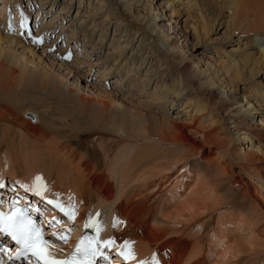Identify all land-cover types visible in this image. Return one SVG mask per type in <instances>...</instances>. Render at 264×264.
Returning a JSON list of instances; mask_svg holds the SVG:
<instances>
[{"label": "bare ground", "instance_id": "obj_1", "mask_svg": "<svg viewBox=\"0 0 264 264\" xmlns=\"http://www.w3.org/2000/svg\"><path fill=\"white\" fill-rule=\"evenodd\" d=\"M20 1L27 2L30 12L44 15L41 32L60 30L59 38L70 34L67 44L80 42L90 54L108 51L105 60L93 66L104 68L112 63L107 74L111 79L121 77L119 85H124L128 99H139L149 111L162 106L166 114L169 105L176 107L175 100L185 99L182 105L187 113L192 112L191 121L162 116L151 122L137 110L134 118L123 109L116 111L114 98L94 100L75 91L63 95L62 78L44 68L37 50L19 37L21 29L29 28L28 23L22 22L23 27L20 22L13 32L12 25L2 20L8 5L23 12ZM59 1L2 2L0 185L7 188L5 177H10L18 182L10 188L17 196L41 191L53 204L49 208L43 200L48 204V217L70 211L81 232L99 229L101 241H105L102 246L109 247L106 240L111 239L109 248L134 264H264V144L249 153L236 149L240 141L252 142L256 133L264 142V121L253 122L255 115L264 113V79L257 86L244 87L247 76L264 77V0H205L202 6L198 0H160L169 5L172 15L182 10L187 13L198 43L210 44L209 35L216 24L207 19L206 7L219 13L218 27H226V42L236 33L240 38L253 33L259 36L258 40L245 38L246 49L240 47L241 39L238 49L215 48L221 72H213V76L208 67L201 69L199 63L190 66L182 60L172 46L174 38L157 28L156 21L140 14V8H145L142 0H64L57 13ZM110 5L114 15H106ZM75 8L73 20L64 26ZM225 9L232 14L223 23ZM45 15L53 17L52 21L47 22ZM75 27L77 32L71 33ZM141 72L144 78L139 77ZM229 77L234 80L231 90L243 87L244 104L240 107L228 96L229 85L223 81ZM160 78L163 84L157 86ZM47 88L62 93L67 105L74 103L73 108L67 107L70 120L65 119L64 128L73 129L68 135L74 130L82 132L77 123L89 121L94 123L92 129L102 128L92 131L99 137L104 171L110 179L86 155L81 158L53 145L55 139L50 140L49 134L64 136L59 130L53 132V120L39 118L41 126L34 127L23 122L21 116L30 112L25 105L34 103L26 96L28 91ZM34 109L35 113L40 110ZM86 126L82 127L90 128ZM110 137L119 139L113 158L108 149L112 145L102 143ZM239 162L245 163L243 169L251 177L236 172L235 163ZM111 179L118 182L116 191Z\"/></svg>", "mask_w": 264, "mask_h": 264}, {"label": "rangeland", "instance_id": "obj_2", "mask_svg": "<svg viewBox=\"0 0 264 264\" xmlns=\"http://www.w3.org/2000/svg\"><path fill=\"white\" fill-rule=\"evenodd\" d=\"M3 1L5 0H0V16L3 15V12H4L3 10L5 8L4 4L2 3ZM91 1L95 2L96 0H91ZM204 1L205 0H198L196 2H199L200 5L202 6V3ZM20 2L23 5L22 6L23 12L20 11L19 8H17L16 6H14V4L8 5V10H7L8 14L6 13L5 15H3L2 20L4 19V23L6 22L5 23L6 25H8L9 23L10 25H12L11 27L13 28V32L17 31L16 27H18L19 24H21L22 22L28 23L29 28L27 29V27H25L24 25L23 27L25 28L21 29V34L19 37L23 41V43L27 44V46L30 45L32 46L33 49L37 50L36 53H38V57L43 58L45 62V64L43 65L44 68L45 67L49 68L50 71L51 70L53 71L51 73H53L57 77L59 76L60 79L62 78V80L64 81L63 82L64 88L66 89V90H63V93H64L63 95L66 96L68 94L67 92L75 91V92L81 93L82 95L86 97H90L94 100H102V99L108 100L109 98H114L113 101L115 100L114 104H115L116 111H122L123 109V111H125L126 114L132 118H134L133 116L138 111V112H141V114H143V116H145L149 121H151L152 119H155L154 117L160 118L162 116L168 117L170 119L180 116L178 121L187 122V123L191 121L192 112L187 113L188 112L187 108L183 107L182 105L185 99L179 102L175 100L176 107H172L171 105H169L167 108L169 114L163 113L162 106L160 105H159L160 107L158 108L155 107V109L149 111L146 105H142L143 103H141L139 99H136V101H132L128 99L126 96H124V92H125L124 85L121 87L119 85V80L121 77H118L115 79L112 77L111 79V75L109 76L107 74L109 72V69L112 68V63L107 64L104 68L93 66L94 63H97L99 60L104 61L108 51L105 50L101 53L97 51L98 55L95 52L90 54L89 52L91 50L83 49V45L80 42L79 44H77L76 41L70 45L67 44L69 41L68 39L70 38V34H68L66 38L65 36H62L59 38V34L61 33L60 30L52 34H50L51 32H47V33L41 32L40 22L42 21V17L44 15H41L42 13L39 14L37 11L30 12V9L28 10V8H26L27 2L26 1L25 2L20 1ZM142 2L145 8L143 7L140 8L139 10L140 14L148 16L150 21H156L155 26L157 28H160L161 30L165 32V34H168L170 37L174 38V40H172V46L178 49L182 60L187 61L190 64V66L192 63H196V64L199 63L201 69H206L208 67L207 68L208 70L207 69L206 70L209 72V74L211 73L212 76L214 73L221 72V67L219 66V64L217 66V63L219 62L220 57L214 53L215 48L219 47V50H220L222 49L220 47H224L225 49L223 48V50H227L228 52L231 49H238L239 47H237L238 46L237 42L239 41V39H241L240 47L242 49L244 48L246 49V41L244 42V40H247V39L245 38L251 37V38L258 40L257 37H259L258 35H255L253 33L252 35L248 34L246 36L244 35L243 36L244 38L243 37L240 38L238 33H236L235 35L232 36L233 38L231 42L227 41L228 42L227 43L226 38H225L226 27L224 26L218 27V22H219V25L221 23L220 16H218L219 13L215 12L209 6L210 9L206 7L203 12L207 16L208 20L210 19V21L212 22L216 21V24L211 29L212 31L210 32V35H209L210 44H207V43L201 44L197 42L196 37L193 34V30L191 29L193 23L191 22V19L187 20V16H185L187 13L184 10L181 9L183 12L181 11L180 12L181 14L179 13V15H177V13L172 15V11L170 10V8H168L169 5L167 3H164L160 0H142ZM63 4H64V0H60L58 2L57 13L61 10L62 8L61 6ZM111 8H112L111 5L106 8V15L108 14L114 15L113 10H111ZM43 12L44 14L48 13V9L43 10ZM76 12H77V8L71 11V13L69 14V17L65 16L67 20L64 26H68L69 22L73 20ZM222 13L223 14L221 15V17H224L222 20V22L224 23V21H228V18L230 17L232 12L230 10L225 9ZM37 14L39 15V18L35 19V16ZM45 18L47 19V22L52 21L53 19V17H49V15H45ZM77 29L78 27L73 28L71 33H73V31L77 32ZM10 36H12V34ZM41 38L43 39V43L35 42L36 40L41 39ZM179 38L182 40L178 41L177 39ZM184 40L185 42H183ZM21 50H20L21 53H24V52L26 53V51L24 50L21 51ZM69 55H71V59H66L65 57ZM30 56L31 55H29V57ZM152 67L153 68H151V70L153 71L154 66ZM144 74H145L144 72L143 73L141 72L139 77L142 78L143 76H145ZM230 79L232 78L229 77L228 79H225V81L223 82L229 85V86L227 85L228 86L227 90L229 89L228 96L232 98V100H235V102L237 101L238 104L236 105V107L237 106L240 107L241 104L242 105L244 104L242 101L244 97L243 95L244 93L240 91V88L242 89L243 87L240 86L238 91L236 89L231 90L229 87L232 85L234 80L230 81ZM246 79H247L246 80L247 82H245L244 87H247V86L250 87L253 85L257 86V84H259V81L260 83L263 81L264 77L261 78V76H257V77L247 76ZM169 80L170 79L167 78L166 83L168 84V86L171 84V80L170 81ZM162 81H163V78L162 79L160 78L157 81L158 82L157 86L162 85L163 84ZM159 83L161 84L159 85ZM38 90L39 89L35 91H28L26 95L27 97H29L31 101H34V103L32 104V106L30 103L25 105L26 110H29L30 112H26L23 116H21L23 122L34 127V126L40 125L39 118L43 117L42 118L44 119L43 121H46L48 119L49 121L53 120L55 122V125H51V129L54 128L53 132L54 131L57 132V130H59L64 135V136H57V135L48 133L49 137H51L49 138L50 140L55 139L53 145H55L56 147H61L62 149L65 148L68 154H77L81 158L84 155H86L87 158L93 162V164L98 166V169H100V171H104V169H106V166H105L106 162L101 152L100 140H99V137L95 135L92 131V130L94 131L102 130V128L92 129L94 126V123L91 124L89 121L88 123L87 122L77 123V125L75 126H78V127L81 126V128H78V129H81L82 132L79 133V132H76V130H74L71 133V135H68L69 132H71L73 129H71L72 127L67 128V129L64 128L66 124V120L69 119V117L66 116L68 112L67 107L73 108L74 103L67 105L64 102L65 96L61 95L62 93L60 94V92L58 93L54 91L52 88H47L45 89V91L42 90L41 92H43L44 94L40 92L41 89L39 91ZM120 93L122 94V96H120L121 95ZM217 94L220 96L219 90L217 91ZM217 99L222 100V101L227 100V99H220V97ZM254 100L255 99L253 97L252 101ZM118 104L121 106L119 107ZM34 108H39L40 110L35 113L33 112L35 110ZM184 109L186 110L183 111ZM41 112H43V114H41ZM30 115H32V117H30ZM261 119L262 121H264V113L262 115H258V114L255 115V120L253 122L255 123V125L259 124ZM14 123L18 124L17 121H14ZM70 126H74V124H70ZM82 126L83 127L86 126L90 128L84 129L85 127L83 128ZM107 130H110V128H107ZM15 131L19 132L20 129L17 127V130H16V127H15ZM0 132H2V130H0ZM65 135H68L69 137H65ZM259 137L260 136H258L257 133L251 137L252 142L254 140L255 143L247 142V141H240L239 143H237L236 149L238 150V152L239 150L241 151L243 150L246 153L251 152L250 150L255 151L258 145L264 144V142L261 141ZM192 138L196 139V136L193 135ZM19 140L20 138H18V141ZM118 140L119 139L117 137H110L102 141V143L104 144L112 145L111 146L112 148L108 147L111 158H113L114 154L118 150L115 144L116 142H118ZM32 142L33 140L29 141V143H32ZM2 156L3 155L0 154V157ZM244 164L243 162H239L238 165L235 163L236 172L237 173L240 172L241 174L245 175L247 178L251 177V175L245 172V170L243 169ZM106 172L107 171L105 170L104 173L109 178V174H107ZM251 179L255 181L257 186L259 187L262 186V184L256 179L254 178H251ZM110 181L114 182V180L112 181V179ZM11 183L13 185L17 184L18 186V182L16 183L15 181L14 183V181L12 182V179L10 177L9 178L5 177V184H7L9 188L11 187ZM2 187L4 188V185ZM9 188H7V191L11 193ZM114 188L116 191V189L118 188V182H114ZM26 190H29L31 192L30 188ZM43 193L48 194L47 192H43ZM30 194L34 195L36 199H38L39 197L36 194H33V193H30ZM42 196L41 198L39 197V199L42 201L43 200L46 201L49 204V208H50V206H52L53 204L48 202V200ZM97 225H101V223H97ZM109 247H111L110 244H109ZM109 247L106 248L108 252H110L111 250ZM59 249H62L63 252L66 251V247L65 248L60 247ZM69 250L70 248H68V251Z\"/></svg>", "mask_w": 264, "mask_h": 264}, {"label": "snow or ice", "instance_id": "obj_3", "mask_svg": "<svg viewBox=\"0 0 264 264\" xmlns=\"http://www.w3.org/2000/svg\"><path fill=\"white\" fill-rule=\"evenodd\" d=\"M21 26H23V23ZM35 42L43 43V39L42 38L38 39ZM65 58L71 59V55ZM40 193L41 191L37 190L35 194L41 196ZM56 206L60 207L59 204H57ZM54 226L55 225L50 224V227H54ZM12 227H13L12 234L15 235L17 243L23 246V252L19 253L18 255H23L24 253L31 252V254L36 257L38 264H83V261H78L77 258L79 256H83L85 259H88L89 257L94 256L95 253L99 251L100 244L105 242V241L96 242L97 246L95 248H93L91 246V243H89L88 246L84 245L73 258L69 260H58V259H54L50 252L46 251L47 248L54 247V245H51L48 241H45L43 239V233L40 227L36 226L31 221L30 218L28 219L17 218L16 221L13 223ZM64 235L65 234H63L62 232L53 233V236L56 237V239L62 241L64 240L61 237H63ZM106 241H108L109 244L111 243V239ZM107 247L108 244H105V248ZM145 264H147L146 261ZM155 264H159V262L155 261Z\"/></svg>", "mask_w": 264, "mask_h": 264}]
</instances>
